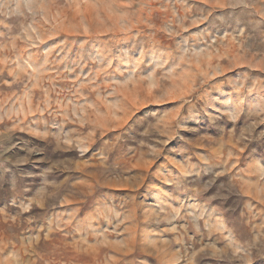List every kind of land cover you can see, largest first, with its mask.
<instances>
[{"label":"rangeland","instance_id":"1","mask_svg":"<svg viewBox=\"0 0 264 264\" xmlns=\"http://www.w3.org/2000/svg\"><path fill=\"white\" fill-rule=\"evenodd\" d=\"M0 264H264V0H0Z\"/></svg>","mask_w":264,"mask_h":264}]
</instances>
